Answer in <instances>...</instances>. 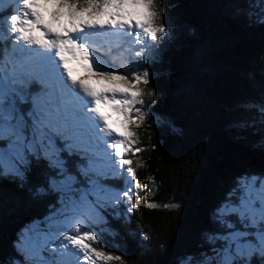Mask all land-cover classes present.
<instances>
[{
    "label": "snow or ice",
    "instance_id": "6c2138e0",
    "mask_svg": "<svg viewBox=\"0 0 264 264\" xmlns=\"http://www.w3.org/2000/svg\"><path fill=\"white\" fill-rule=\"evenodd\" d=\"M247 7L249 22L264 25V0H250ZM162 13L156 0H0V180L24 188L33 162L43 161L45 183L31 193L60 195V208L48 218L47 231L31 226L18 238L17 251L27 252L31 264H123L120 255L93 246L100 243L101 233L115 234L112 229L97 232L92 225L108 224L100 212L105 201L128 202L133 189L141 187L132 160L125 157L142 151L134 147L132 127L148 119L144 97L155 96V91H144L151 75L147 69L120 74L95 52L103 51L101 42L109 38L156 41L168 31ZM80 72L78 79L73 77ZM258 119L264 132V104ZM250 126L234 124L241 131ZM103 143L118 158L106 170L96 159ZM258 144L264 148V135ZM77 156L81 163L73 172L68 157ZM109 171L125 180L122 192L101 182ZM138 201L137 196L129 211L138 210ZM85 215L88 221L82 224L79 218ZM211 219L216 231L205 233L209 254L196 264H252L256 256L264 264V175L236 177ZM45 252L52 258L46 259ZM183 264H192L191 258Z\"/></svg>",
    "mask_w": 264,
    "mask_h": 264
},
{
    "label": "trees",
    "instance_id": "16d2710c",
    "mask_svg": "<svg viewBox=\"0 0 264 264\" xmlns=\"http://www.w3.org/2000/svg\"><path fill=\"white\" fill-rule=\"evenodd\" d=\"M249 2L156 0L168 31L156 41L149 38L145 54L128 55L131 64L139 62L136 71L151 74L144 91L154 90L155 96L145 95L144 109L155 120L132 127L142 149L129 156L141 185L138 210H103L115 233L103 235L104 250L120 255L123 264L202 258L209 251L205 233L216 231L213 209L235 178L264 175V148L258 144L264 135L258 119L264 104V25L249 22ZM237 122L251 126L241 131ZM68 161L75 172L81 158ZM47 174L43 161L33 162L24 188L0 180V264H12V257L24 262L12 242L20 227L44 217L54 202L55 191L31 193ZM115 179L102 183L121 187ZM149 202L161 206L145 207ZM252 264H259V256Z\"/></svg>",
    "mask_w": 264,
    "mask_h": 264
},
{
    "label": "rangeland",
    "instance_id": "374dc122",
    "mask_svg": "<svg viewBox=\"0 0 264 264\" xmlns=\"http://www.w3.org/2000/svg\"><path fill=\"white\" fill-rule=\"evenodd\" d=\"M4 7H7V4H5ZM41 11H43V9ZM44 18L46 20L48 19V13L47 12H44ZM106 42L104 41V43H106ZM104 43H103V45H105ZM141 45L144 46V44H141ZM148 48L149 47L144 46V50L141 47H139L137 49H134V50H136V51L137 50L142 51V52H144L143 54H145ZM104 50L105 49H103V51H97V52H95V55L99 58L100 61L107 62V64L110 67L116 69L119 73L125 74L127 72L136 71L138 69V67H139L138 63L139 62H133L131 64L130 61H129V56L130 55H132V58L139 57V56L136 55L135 52H133L131 50V47H128L126 50L120 52V53H124V54H127V53L130 54L129 56H126V59L120 58L119 56L116 55V56H114V58L111 56L110 57V61L108 59H106V58H102L99 55V54H102L104 52ZM80 75H83V73L82 72H80V73H74L73 74V77L76 78V79H78ZM95 86L96 87H99L98 85H95ZM115 119H116V117L113 116V120H115ZM153 120H155V117L153 115H151V114H148V119L146 121L151 122ZM132 131H134L135 134H136L135 128L132 129ZM99 135H102L103 136L102 133H100ZM104 138L106 140H110L111 139L109 137H104ZM134 147H139L140 148V146L137 143H136V145ZM97 151L99 152V155H97V158H96L97 159V166L98 167H102L101 165H104V167H103L104 170H106L108 168L110 161H115V160L118 159L117 157L111 155L112 149H108L106 143L101 144V146L99 147V149H97ZM129 156H130V154L127 155L125 158L129 159ZM115 167H116L117 172H120L121 171L119 169V166L118 165H115ZM108 175H109V178L110 177L116 178L115 179L116 181H119L120 180L122 182V186L121 187H119L118 184H116V183H113V184H105V183H103L108 188H110V189H112L114 191H117V192H122L126 188L125 180L124 179H121L120 176L113 177L112 176V173L110 171L108 172ZM121 175L124 176L125 178H127L126 171L122 172ZM138 189H140V188H134L133 189L134 195H132L130 201H128V202L122 201L120 203L105 201L104 202V207L107 206V205H111V207H113L115 210H120L119 207H122V205H125L129 209L130 203H136V200H133V199H134V197H137L138 196ZM104 207L100 209V212H101V215H103L104 218H105V220L107 221V219L105 217V214H104V211H103L104 210ZM59 208H60V195L56 192L55 200H54V202L51 203L50 207L48 208V212H47V214H45L44 217H41L40 219L34 220L33 222L29 223L28 225H24V226L20 227L16 231V233H15L16 239H14L13 242H12L14 248L17 250L16 245H17L18 238L20 237L21 233L22 232H25V230L28 229L29 227H31V226H39L40 228H42L45 231H47V224L49 222L48 218L53 215V213L55 212L56 209H59ZM79 219H80V221H81L82 224L83 223H87V221H88V217L86 215L80 217ZM71 227L73 229L75 228V218L73 219V221L71 223ZM92 227H93L94 230H96L97 232H99V228L100 227H110V226L108 224L107 225L101 224L99 226L92 225ZM83 230L84 229L81 228V231H83ZM112 232H114V229H112ZM70 234H75V232L73 231ZM104 234H106L108 237L109 236L110 237L111 236L113 237V234L110 233V232L101 233L100 234V243L93 245L94 247L103 248V250L105 249V245L102 243V240H103V237H104L103 235ZM63 235H64V233H61V236H63ZM112 244H114V243L112 242ZM49 248H51V244L49 245ZM18 253H20L22 255V257L24 258V262L21 261L17 257L16 258L15 257H12L11 258L12 264H16L17 261H20V264H31V258H27L28 257L27 252H20V251H18ZM207 254H209V251H207ZM42 255L46 259H51L52 258V257L49 256V253L48 252H45ZM36 259H39V257H37ZM200 259H202V258H199V257H191L192 264H196V262L199 261ZM73 264H75V260H73ZM114 264H116V262H114Z\"/></svg>",
    "mask_w": 264,
    "mask_h": 264
}]
</instances>
